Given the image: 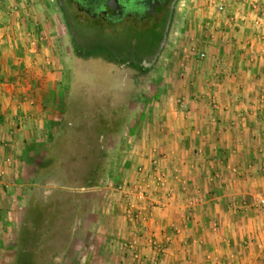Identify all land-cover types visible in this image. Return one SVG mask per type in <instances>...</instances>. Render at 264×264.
Wrapping results in <instances>:
<instances>
[{"label": "crops", "instance_id": "crops-1", "mask_svg": "<svg viewBox=\"0 0 264 264\" xmlns=\"http://www.w3.org/2000/svg\"><path fill=\"white\" fill-rule=\"evenodd\" d=\"M43 1L0 0V243L10 191L56 119L62 76ZM176 10L165 92L149 102L132 156L155 160L164 184L148 179L135 227L113 201L112 249L95 264H264V0H181Z\"/></svg>", "mask_w": 264, "mask_h": 264}, {"label": "rangeland", "instance_id": "rangeland-1", "mask_svg": "<svg viewBox=\"0 0 264 264\" xmlns=\"http://www.w3.org/2000/svg\"><path fill=\"white\" fill-rule=\"evenodd\" d=\"M57 2L44 0L41 8L51 23L62 76L56 119L49 120L37 149L28 155L23 181L10 191L9 239L0 243V264H25L18 253L26 250L31 253L26 261L32 264H95L97 257H109L117 223L113 201L123 204L117 186L139 179L138 166L157 170L155 160L148 168L132 156L135 141L142 139L140 123L149 102L165 92L157 86L167 75L164 51L141 80H131L134 72L125 62L81 58L68 27L81 30L92 54H105L99 51L105 45L99 44L103 37L98 20L65 1L63 14ZM99 21L107 29L108 23ZM114 34L106 40L115 41L113 47H126L134 58L154 53L157 38L148 30L131 43L120 27Z\"/></svg>", "mask_w": 264, "mask_h": 264}, {"label": "trees", "instance_id": "trees-1", "mask_svg": "<svg viewBox=\"0 0 264 264\" xmlns=\"http://www.w3.org/2000/svg\"><path fill=\"white\" fill-rule=\"evenodd\" d=\"M57 5L62 9V13L65 14V7L63 4L57 0ZM161 12V11H160ZM168 19L169 16L167 14H164L162 18L159 20H137L135 18H130L126 20H122L119 23L111 24L108 23L107 29H105L103 26L100 27V21H97L96 23L99 25L97 26L99 29V32L102 33L103 37L102 41L99 44H104L105 46L103 48H99V51L104 52L105 54H98L94 55L91 51L88 50V46L84 44V35L81 34L80 31H74V29L69 28L68 30L73 38V42L75 45V49L77 50V55L81 58H85L87 56H95L97 58H103L104 61L108 62H121L127 65V67L131 68V71L134 72V75H131V80H141L142 76L150 70L151 67H153L154 63L156 62L162 48H163V40L164 36L166 34V27L168 25ZM69 24V22H67ZM120 24V25H119ZM120 27V33L123 32V38L125 40H128V42H134L136 36L141 32V30L145 29L148 30L151 34L152 39L155 41V50L152 55L148 56H139L137 58H134L131 54L130 50H128L126 47H122L120 45V49L118 47H113V42L115 41H109L110 39H113L115 37L114 32ZM110 39L107 41L106 39L108 37ZM105 41V42H104ZM107 41V42H106ZM113 47V48H112ZM98 51V52H99ZM134 82V81H133ZM29 250H26L23 252V254L18 253V256H22L21 259H25V264H32V262L26 261L27 258L30 256ZM20 258V257H19ZM20 260V259H19ZM17 264H21L18 263Z\"/></svg>", "mask_w": 264, "mask_h": 264}, {"label": "built area", "instance_id": "built-area-1", "mask_svg": "<svg viewBox=\"0 0 264 264\" xmlns=\"http://www.w3.org/2000/svg\"><path fill=\"white\" fill-rule=\"evenodd\" d=\"M219 9L222 10L223 6H219ZM198 56L200 59H203L205 58V53L200 52ZM135 173L136 176H139V179L134 180V182L130 184H119L116 189L123 200L124 214L134 227L145 219L144 213L148 208L147 203L151 197L150 185L149 183L145 184V179L153 180L159 187L164 184L163 175L155 168L153 170L144 171L142 166H138ZM255 205L264 211V194L257 197Z\"/></svg>", "mask_w": 264, "mask_h": 264}, {"label": "flooded vegetation", "instance_id": "flooded-vegetation-1", "mask_svg": "<svg viewBox=\"0 0 264 264\" xmlns=\"http://www.w3.org/2000/svg\"><path fill=\"white\" fill-rule=\"evenodd\" d=\"M66 2L70 7L80 10L87 16L95 19L101 20L106 23L116 24L122 20L135 18L137 20H159L164 14L170 16L177 4L178 0H159L153 12L147 13V3L144 4L143 0H138L140 4L133 6H125L124 4L117 7L116 12H100V3L96 1L88 4L86 0H59L62 4ZM161 11V12H160ZM147 13V14H146Z\"/></svg>", "mask_w": 264, "mask_h": 264}, {"label": "water", "instance_id": "water-1", "mask_svg": "<svg viewBox=\"0 0 264 264\" xmlns=\"http://www.w3.org/2000/svg\"><path fill=\"white\" fill-rule=\"evenodd\" d=\"M94 1H96V0H86V2L88 4H91ZM158 1L159 0H143V3L144 4L147 3V6H148L147 13L154 11V7H155V5H156V3ZM97 2L100 3L99 4L100 5V10H101L100 12H104V13L116 12L117 11V7H119L122 4H124L125 6H127V5L128 6H133V5L140 4L138 0H97ZM177 3H178V1H177ZM175 12H176V6H175L172 14L169 16L168 25L166 27V34H165L164 40H163V48H162L158 58L162 55V53H163V51H164V49L166 47L167 40H168V37H169V33H170V30H171V26H172V22H173V19H174V16H175ZM158 58H157V60H158Z\"/></svg>", "mask_w": 264, "mask_h": 264}]
</instances>
